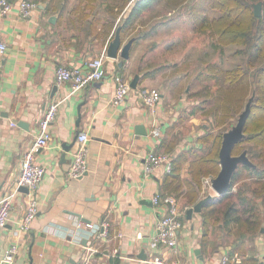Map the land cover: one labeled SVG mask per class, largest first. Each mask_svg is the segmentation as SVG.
<instances>
[{"label":"crops","instance_id":"crops-1","mask_svg":"<svg viewBox=\"0 0 264 264\" xmlns=\"http://www.w3.org/2000/svg\"><path fill=\"white\" fill-rule=\"evenodd\" d=\"M9 1L11 11L3 13L0 6V42L7 45L0 52V198L14 189L24 152L33 144L45 111L52 102L58 103V110L48 146L36 154V161L45 167L44 176L36 189L16 195L8 224L0 231V264L12 244L19 249L11 264H82L86 256L93 264H152L156 254L173 264H222L226 252H237L235 247L215 241L213 233L204 243L201 212L188 218V209H182L177 248L153 246L158 222L167 210L166 204H155L153 197L164 190L167 172L163 165L146 172L147 157L151 152L166 153L180 120L191 121L193 128L186 142L176 143L174 157L183 152L190 156L194 146L204 147L200 139L207 128L204 124L203 133L196 132L205 112L192 113L196 102L188 97L191 83L186 84L184 76L179 78L186 75L184 71L175 76L173 89L186 84V90L175 88L171 93L162 89V98L153 107L144 102L141 91L158 85L161 77L150 65L151 54L159 50L160 25L171 22L173 26L166 45L174 47L173 68L186 65L179 55L189 50L184 51L182 42L194 32L191 9L178 13L174 8L175 15L145 24L152 33L133 43L131 57L119 65L120 56L111 58L106 53L116 27L109 32L105 21L97 20L105 18L104 2L92 1L96 8L84 9L81 0H50L51 7L45 0L24 16L21 0ZM53 15L56 17L50 20ZM184 26H188L187 36ZM104 52L107 74L103 79L73 93L71 82H57L59 66L84 67L87 59ZM139 53V65L132 73ZM115 74L130 81L137 74L140 77L137 88L120 104L112 102ZM156 126L162 129L161 139L152 135ZM82 130L90 135L89 169L82 177L69 178ZM190 161L184 165L183 177L189 175ZM32 199L38 201V213L31 227L22 230L20 221ZM106 221L109 232L104 236L102 224ZM243 257V264H264V236H258L253 252Z\"/></svg>","mask_w":264,"mask_h":264},{"label":"trees","instance_id":"trees-1","mask_svg":"<svg viewBox=\"0 0 264 264\" xmlns=\"http://www.w3.org/2000/svg\"><path fill=\"white\" fill-rule=\"evenodd\" d=\"M81 1L85 3L84 9L95 7L91 5L92 1L95 0ZM159 1L166 0H100L101 4L103 2L105 3L103 8L106 14L105 18L98 17L97 20L105 21L104 25L108 27L109 32L122 23V40L128 37H134L135 43L152 33V30L148 32L140 30L136 33L133 32L138 23L143 20L144 14ZM183 1L177 0L171 3L172 5H168L171 8H176L177 6L182 7ZM258 1L260 0H201L199 4H192L185 0L187 3L183 7L189 8L193 12L196 29L206 33L217 44L225 45L236 43L240 45L234 53L240 54V63H236L233 67L227 69L219 68V71L213 73H205V69H202L197 74V78L195 79L199 81H205L207 79L211 83H205L201 89L199 88L194 92H189L190 96H194L192 98L196 102L193 106L192 113H195L197 110L207 111L209 113L208 119L214 122V124L220 125L230 117V112L233 108L232 102L226 100L225 93L240 89L244 93V97L237 98L236 102H242V106H246L250 97H254L251 113L245 125V136L235 145L234 154L246 150L255 166L241 164L233 176L231 189L235 182L243 176L242 170H245L248 176L255 181H264V11L261 16L255 15L254 4ZM262 2L264 6V0ZM51 6L50 4L49 7ZM49 7H47V10H49ZM210 9H216L219 12L216 16H211L209 13ZM119 17L120 19L118 21ZM148 22L149 20L143 24H147ZM158 68L156 67L154 71H158ZM208 68L218 69V66L209 64ZM179 69L186 73V75L179 76L180 79H183L188 74L189 68L187 63L186 65L180 66ZM150 73L151 71H146L145 74L150 75ZM212 86H215V89H212ZM175 88L185 91L186 85L184 87L182 84ZM248 93L250 94L249 97ZM210 131L207 128V133L200 139L202 143L203 139L208 137L206 135ZM216 140L217 138H214L213 143H211L213 145L212 147L211 145L209 147L194 146L189 151L190 154L194 155L190 161L191 166L196 165L190 168L189 173L192 174V177L194 176L193 181L199 187L201 186L202 176L205 173L215 175L216 172L213 168L215 162L220 163L219 151L222 144V136H220L217 143L215 142ZM175 145L176 143L174 141L170 142L166 145L165 151H173ZM215 146H217L216 152L212 154ZM185 158H187V155L184 152L179 153L178 156L176 155L173 158L172 170L166 174L164 181L163 194H170L169 191L174 181H178L177 185L181 186L179 179L182 178V162H184ZM238 195L239 200L228 203L224 209H221L220 206L230 197L228 191L217 195L213 200H209L203 205L201 216L204 243L209 240L210 226L212 225L211 219L215 217V214L221 215L223 225L220 228L227 229L229 235L233 236L235 234L237 236L236 241L239 242L238 238L240 242H244L247 239H256L261 231L260 223L264 222L259 202L249 196L243 189L240 190ZM261 196L262 203L264 204V194ZM195 200L197 202L199 199ZM233 224H238L234 231L231 226Z\"/></svg>","mask_w":264,"mask_h":264},{"label":"rangeland","instance_id":"rangeland-1","mask_svg":"<svg viewBox=\"0 0 264 264\" xmlns=\"http://www.w3.org/2000/svg\"><path fill=\"white\" fill-rule=\"evenodd\" d=\"M31 1H35L37 3L41 2V1H45V0H31ZM174 1L177 0H166V1H159L155 4L154 7H152L146 14H144L143 20L140 21L137 25V27H135L134 32L136 33L138 32V30L140 31H146L149 26H145V24H143L145 21L149 20V23H157L159 21H162L163 19H167L173 15H175L173 12L174 8H171L168 4L174 3ZM191 2L192 4H199L201 0H186ZM263 1V0H261ZM47 3L50 2V0H46ZM66 2V1H65ZM84 3V2H82ZM114 3V2H113ZM187 2H185V0L182 3V7L177 6L176 7V11H179L181 13L185 12L183 8L184 5ZM50 4V3H49ZM172 5V4H171ZM174 6V5H173ZM56 8V6H55ZM59 8H61V4L59 5ZM96 8V7H94ZM264 11V6H263V2H262V12ZM218 10L216 9H210L209 13L211 16H216L218 14ZM139 26V27H138ZM144 26V27H142ZM158 26V25H157ZM138 28V29H137ZM184 28L186 29L185 31V35H188V26H184ZM194 28V32L193 35L190 37L189 40L184 39L182 42V45L185 47L184 51H188L185 53L183 52V54L179 55L180 58L182 59L181 62L187 63V66L189 68L188 70V74L187 76H185V81L186 84L187 82H190L193 80V82H191V86H190V90L192 92L198 90L199 88L201 89L203 87V85L205 83H211V81L209 80H205V81H199L195 78H197V74L200 72V70L205 69V73H213V72H217L219 71V68L221 69H227L230 67H233L236 63H240V54H234L235 51L240 47L239 44H225V45H221V44H217L215 42V40L213 38H211L210 36H208L206 33H204L203 31H200L199 29H196V27H192ZM160 32L159 34L161 35L160 38L157 40L160 41V44H157V48L159 50H157L156 52L152 53L151 55V66H155V67H159L158 70L160 71V75L161 77L159 78L158 81H156V83H158V85H149L148 87L150 88H156L158 89L160 92L162 89L166 90L167 92H174L176 90H179L180 92H182V89H173V82L175 79V76L178 75L179 73L181 74V72H179V67L177 66L176 69L173 68V46L169 45L166 46L167 43H169V41H171V37H172V23L169 22L168 25H160L157 28ZM171 34V35H169ZM154 43V42H153ZM165 48V49H164ZM161 49L164 50V52H161ZM167 51V52H165ZM141 56V54L139 53L137 55L136 58V64L134 65L133 69H132V73L137 70L136 68L138 67V61H139V57ZM184 61V62H183ZM164 63H170L167 64L165 66H161ZM212 65L215 64L218 66L217 68H208V65ZM184 65V64H182ZM185 84V85H186ZM185 85H183L185 87ZM212 89H215V86H212ZM174 90V91H173ZM216 92V91H215ZM184 93V92H183ZM217 93V92H216ZM191 94V93H190ZM244 93L239 89H235L234 91H231L229 93H225V98L227 101H231L232 102V111L230 112V117L228 119H226V121L220 125H216L214 124V122H211L210 119H207L206 116L209 115V113L207 111H205V113L203 114L204 116L201 117L200 123L197 125V130L196 132H201L203 133V125L206 124V128H209L211 131L209 134L206 135V139H203V145L206 147H209L211 145V143H213L214 138H217V140L215 141L217 143V141L219 140L220 136H222V140H223V134L224 132L228 131L229 129L232 128L233 125L236 124L239 114L243 111V107L245 108V105L242 106V102H236L237 98H241L244 97L243 95ZM250 96V94L248 93V97ZM188 97H194V96H188ZM193 100V99H192ZM242 106V107H241ZM186 117V116H185ZM186 120V119H185ZM185 120H180L178 122V127L176 125V132L177 135L174 139V143H184L186 142V137L187 135L191 132L193 125L191 123V121H185ZM213 145H211L212 147ZM215 150L212 152V154H215L216 152V148L217 146L214 147ZM166 153L173 155L172 151H167ZM241 152H236L235 154H240ZM174 157V156H173ZM193 158L194 155H187V158H185L184 162H182V167L184 168V165L186 163V161H190V158ZM196 165H192L191 163L188 166V172L190 170V168L195 167ZM199 168V167H197ZM211 168H212V164H211ZM214 171L216 172L215 175L216 176L220 169H221V165L218 162H215L214 165ZM212 168V170H213ZM244 171V172H243ZM243 176L241 178H239V180L237 182H235L233 188L229 189V193H230V197H228L224 203L220 206L221 209H224L226 207V205L228 203H231L233 201H238L239 200V192L241 189H243L244 191H246V193L255 198L258 202H259V207L262 210L261 215L262 217H264V204L262 203V196L264 194V181L261 182H257L254 179H252L251 177L248 176V174L245 172V170H242ZM189 175H187L186 177L182 175V178H180L179 180L181 181V186L177 185L178 181H174L173 185L171 187V190L169 191L170 194L174 195L178 202L180 203V206L182 209H188L190 207H193L196 203H198L199 200L203 199L204 197H207L209 194H212V198L210 200H213L215 197H217V192L212 188L211 185H206L205 183V179L207 177L210 176L209 173H205L202 176V181H201V186L199 187V185L193 181L194 176L192 177V174L188 173ZM189 178V179H188ZM191 183V184H190ZM196 184V185H195ZM197 194V195H196ZM193 195V196H192ZM196 195V196H195ZM260 195V196H259ZM191 196V197H189ZM196 197V198H195ZM195 199H199L197 202H195ZM203 210V209H202ZM201 219V213H199ZM211 226H210V233H213V237L215 239V241H221V243H223L224 245H230L231 247H235L237 252L241 253V254H247V253H252L254 248H255V240H245L244 242H240V239L238 238L239 242L236 241L235 239H237V236L234 234L229 235L228 234V230L225 228H220L221 225H223L222 219H221V215L220 214H215V217L211 219ZM233 228V231L237 228L238 224H233L231 225ZM261 226V231L258 234V236H264V222L260 223ZM218 235V236H217ZM257 236V237H258ZM256 237V238H257ZM218 239V240H217ZM236 251H234L233 253H235Z\"/></svg>","mask_w":264,"mask_h":264},{"label":"built area","instance_id":"built-area-1","mask_svg":"<svg viewBox=\"0 0 264 264\" xmlns=\"http://www.w3.org/2000/svg\"><path fill=\"white\" fill-rule=\"evenodd\" d=\"M0 6L3 13H7L12 10L13 5L9 0H0ZM20 11L22 15L29 16L38 7V3L31 0L20 1ZM7 45L4 42H0V52L6 50ZM106 53H102L97 57L87 59L84 67L74 66H59L56 70V80L59 84L63 82L72 83V93L78 91L88 84L103 79L106 74ZM114 80L116 83L115 91L112 97L114 104L123 103L130 94L132 87L130 80H127L121 74H115ZM1 81V71H0ZM141 96L144 102L148 106H155L162 98V93L156 88L143 89ZM58 110V103L52 102L45 111L43 117L39 121V132L35 137L33 144L24 152L23 167L18 176L16 185L12 191L0 198V231L4 229L10 219L15 198L20 193V187L24 186L30 189H36L42 180L45 167L36 161V154L43 148L47 147L52 138V123L56 117ZM162 129L156 126L152 130V135L157 139L162 137ZM89 140L90 135L87 131L82 130L77 136V149L74 153V158L67 172L69 178L82 177L89 169ZM163 165L165 171L168 173L173 167V156L168 153H155L151 152L145 162V171L150 173L157 167ZM212 177L209 176L205 179L206 185H211ZM155 204L164 203L167 206L166 213L158 222V233L153 240L154 247H163L168 250L176 249L179 244V230L182 227V218L185 211L172 194H163L162 192L156 193L153 197ZM38 213V201L32 199L30 201L28 211L20 221V228L22 230H28L31 227L33 220ZM101 234L106 236L108 234V222L102 224ZM141 237V234H139ZM18 245L12 244L5 252L4 257L10 263L15 261L16 254L18 252ZM244 257L238 252H226L222 258V264H243ZM152 264H173L166 257L156 254L152 257ZM82 264H93L90 257L86 256Z\"/></svg>","mask_w":264,"mask_h":264},{"label":"water","instance_id":"water-1","mask_svg":"<svg viewBox=\"0 0 264 264\" xmlns=\"http://www.w3.org/2000/svg\"><path fill=\"white\" fill-rule=\"evenodd\" d=\"M255 7V15H262V1H258L254 4ZM56 16L53 15L50 17V20H54ZM122 23L119 24L114 32L113 38L110 40L109 45L107 47L106 53L108 57L118 58L121 57L119 61V65H123L125 60H128L131 57V48L134 43V37L130 38L126 42L122 40ZM139 74L135 75V77L131 80V87L137 88L139 81ZM253 96L248 100L244 110L239 114L238 120L235 125L232 126L231 129L224 132L223 140L221 144V148L219 151V159L221 169L216 176L212 177L211 186L217 192V194L221 195L229 191L232 185V179L237 171L238 167L241 164H249L251 166H255L254 162L250 159L246 150H243L240 154H234L235 145L244 138L245 136V125L247 119L251 113ZM146 133V131H145ZM20 191H29L27 187H20ZM212 198V194H209L207 197L199 200L193 207L188 208L187 217L191 218L194 212H201L203 209V205ZM1 264H11L7 260H2Z\"/></svg>","mask_w":264,"mask_h":264}]
</instances>
